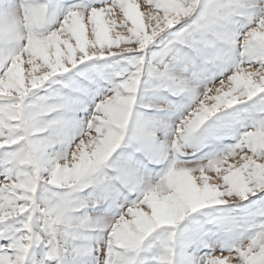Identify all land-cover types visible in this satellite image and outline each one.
<instances>
[{
  "label": "snow or ice",
  "instance_id": "6c2138e0",
  "mask_svg": "<svg viewBox=\"0 0 264 264\" xmlns=\"http://www.w3.org/2000/svg\"><path fill=\"white\" fill-rule=\"evenodd\" d=\"M0 264H264V0H0Z\"/></svg>",
  "mask_w": 264,
  "mask_h": 264
}]
</instances>
